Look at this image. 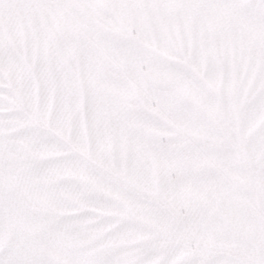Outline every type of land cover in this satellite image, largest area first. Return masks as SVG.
Listing matches in <instances>:
<instances>
[{
    "label": "snow or ice",
    "instance_id": "6c2138e0",
    "mask_svg": "<svg viewBox=\"0 0 264 264\" xmlns=\"http://www.w3.org/2000/svg\"><path fill=\"white\" fill-rule=\"evenodd\" d=\"M0 264H264V0H0Z\"/></svg>",
    "mask_w": 264,
    "mask_h": 264
}]
</instances>
